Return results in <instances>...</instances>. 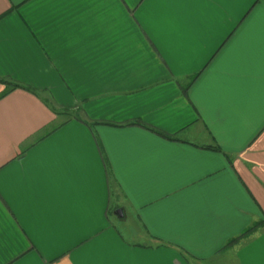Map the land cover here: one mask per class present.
<instances>
[{
  "label": "crops",
  "instance_id": "crops-1",
  "mask_svg": "<svg viewBox=\"0 0 264 264\" xmlns=\"http://www.w3.org/2000/svg\"><path fill=\"white\" fill-rule=\"evenodd\" d=\"M0 264H264V0H0Z\"/></svg>",
  "mask_w": 264,
  "mask_h": 264
},
{
  "label": "trees",
  "instance_id": "trees-1",
  "mask_svg": "<svg viewBox=\"0 0 264 264\" xmlns=\"http://www.w3.org/2000/svg\"><path fill=\"white\" fill-rule=\"evenodd\" d=\"M14 85H17V83H14ZM61 109H62L63 112H65V113H69V115H78V111L75 110V109H72V111H71V108H70V107H64V108H61ZM55 110H57V109H55ZM57 111H58V110H57ZM62 122H64V120H63ZM62 122H60V123H56L53 127H57V126L60 125ZM90 123H95V121H90ZM109 123H111V122H109ZM150 128H152V129L155 130L157 133H159V134H161V135H163V136H165V137L173 138V136L167 134L166 132H163V131H161V130H159V129H156V128H153V127H150ZM256 225H258V224H255V225H253V226H248V227L242 232L241 235H244V234H246V233H249V232H250V231H251ZM230 241H232V240H230Z\"/></svg>",
  "mask_w": 264,
  "mask_h": 264
},
{
  "label": "water",
  "instance_id": "water-1",
  "mask_svg": "<svg viewBox=\"0 0 264 264\" xmlns=\"http://www.w3.org/2000/svg\"><path fill=\"white\" fill-rule=\"evenodd\" d=\"M118 212L121 214V210L120 209H118Z\"/></svg>",
  "mask_w": 264,
  "mask_h": 264
}]
</instances>
